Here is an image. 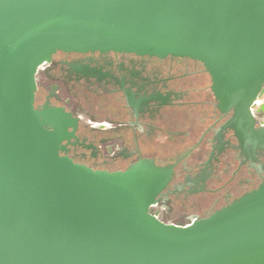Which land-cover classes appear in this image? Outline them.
<instances>
[{"label": "water", "instance_id": "1", "mask_svg": "<svg viewBox=\"0 0 264 264\" xmlns=\"http://www.w3.org/2000/svg\"><path fill=\"white\" fill-rule=\"evenodd\" d=\"M56 51L188 58L250 123L264 86V0H0V264H264V183L181 226L150 214L172 168L94 171L61 155V111L34 108Z\"/></svg>", "mask_w": 264, "mask_h": 264}, {"label": "flooded vegetation", "instance_id": "2", "mask_svg": "<svg viewBox=\"0 0 264 264\" xmlns=\"http://www.w3.org/2000/svg\"><path fill=\"white\" fill-rule=\"evenodd\" d=\"M195 60L122 52L56 51L36 74L34 108L61 111V155L94 171L139 160L172 168L150 214L165 224L204 219L264 183V86L250 123L221 110Z\"/></svg>", "mask_w": 264, "mask_h": 264}]
</instances>
